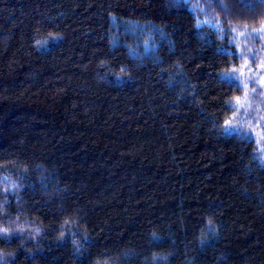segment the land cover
Here are the masks:
<instances>
[{
  "label": "trees",
  "instance_id": "1",
  "mask_svg": "<svg viewBox=\"0 0 264 264\" xmlns=\"http://www.w3.org/2000/svg\"><path fill=\"white\" fill-rule=\"evenodd\" d=\"M261 63V0H0V264H264Z\"/></svg>",
  "mask_w": 264,
  "mask_h": 264
},
{
  "label": "snow or ice",
  "instance_id": "2",
  "mask_svg": "<svg viewBox=\"0 0 264 264\" xmlns=\"http://www.w3.org/2000/svg\"><path fill=\"white\" fill-rule=\"evenodd\" d=\"M217 2H220V0H217ZM261 2H264V0H261ZM221 7H225L226 8V6L223 5L222 3H221ZM260 67L261 68H264V63H261ZM121 71H124V69H121ZM235 71H236L235 69H232V72L233 73ZM237 79L238 78L235 77L232 74H225V80L228 83H232L233 81H235ZM260 84L261 85H264V77H262L260 79ZM244 86L247 87L246 84ZM247 96H248V93L245 92V100H247ZM237 105H239L240 107H243V104L241 103V98L240 97H236L235 98V104L234 105H230V106L236 107ZM237 110H239V109H237ZM225 130L229 134L239 135L242 138L243 137H246V136H250V134L247 133V132H244V130L242 128L233 126L231 120L225 121ZM38 231H39V229H37V232ZM11 235L12 234H10V232H9V230L7 228H0V240H4V241L10 240L11 239ZM85 240L87 241V238L86 237H85Z\"/></svg>",
  "mask_w": 264,
  "mask_h": 264
},
{
  "label": "rangeland",
  "instance_id": "3",
  "mask_svg": "<svg viewBox=\"0 0 264 264\" xmlns=\"http://www.w3.org/2000/svg\"><path fill=\"white\" fill-rule=\"evenodd\" d=\"M130 29H131L130 26H129V28H127V27L125 26V31H127V33H128V31H129ZM129 32L132 33L133 31L130 30ZM146 47H147V48L149 47V44H148V43H147ZM262 77H264V75H263ZM262 77H261V78H262ZM261 78H260V79H261ZM259 81H260V80H259ZM257 132L259 133L260 136H262V134L259 132V130H257Z\"/></svg>",
  "mask_w": 264,
  "mask_h": 264
}]
</instances>
